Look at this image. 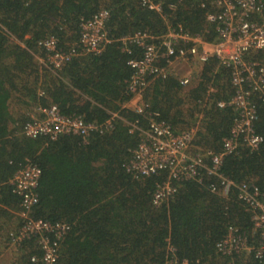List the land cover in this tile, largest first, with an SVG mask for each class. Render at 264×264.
Segmentation results:
<instances>
[{"label": "trees", "instance_id": "16d2710c", "mask_svg": "<svg viewBox=\"0 0 264 264\" xmlns=\"http://www.w3.org/2000/svg\"><path fill=\"white\" fill-rule=\"evenodd\" d=\"M204 1L202 7L199 0H0V215L4 206L18 214L21 197L9 181L26 164L37 165L41 174L32 215L69 225L56 264H164L169 259L264 264V254L255 256L258 236L237 188L248 183L264 193V101L257 94L253 126L262 142L256 150L239 146L224 156L220 174L234 183L226 194L210 189L211 183L220 184V177L203 174L173 181L174 194L156 206L152 196L167 180V171L137 176L128 170L139 129L150 118L167 122L174 133L195 127L194 147L214 152L222 151L223 139L230 135L234 110L216 102L227 100L234 87L229 69L215 57L199 65L187 86L175 74L153 79L141 93L144 112L128 105L133 93L127 62L142 50L124 38L144 32L159 44L168 24H181L212 42L218 23L206 17L216 8ZM100 10L108 11V42L97 53H82L81 23ZM51 36L58 49L76 53L59 70L42 62L45 51L39 42ZM208 87L215 91L207 96ZM52 104L86 122L112 119L111 127L86 137L25 136L24 123L39 116L38 107ZM19 225L20 218L9 232L1 227L0 244L12 243L9 234ZM230 225L246 234L253 250L229 255L216 250ZM17 249V264H40L36 238ZM32 256L38 261H31Z\"/></svg>", "mask_w": 264, "mask_h": 264}, {"label": "built area", "instance_id": "2783aa9c", "mask_svg": "<svg viewBox=\"0 0 264 264\" xmlns=\"http://www.w3.org/2000/svg\"><path fill=\"white\" fill-rule=\"evenodd\" d=\"M199 1L204 7L205 1ZM142 2L147 4L150 0ZM206 2L216 8L206 17L218 23L217 37L212 42L200 34L190 33L181 24H168L159 44L151 41L155 39L154 36L144 32H135L124 38V41L135 43L142 50L139 57L127 62L132 70L128 90L133 93L128 105L137 113L144 112L147 106L141 99L143 89L155 78L177 75V66L181 64L194 67L215 57L219 64L229 69L234 87V92L227 100L216 102L218 107H231L235 113L230 135L223 139L221 152L194 147L195 127L174 133L167 122L150 118L147 127L139 129L140 139L132 151L128 170L137 176L167 171V180L157 185L152 196V203L156 206L174 194L176 185L173 181L201 179L203 174L220 177V184L211 183L210 189L226 194L234 183L220 174L224 156L236 152L239 146L256 150L262 142V136L255 132L253 126L257 119L253 98L257 94L264 101V57L257 56L260 52L264 54V0ZM153 7L159 10L158 4H153ZM107 17L108 11L100 10L91 19L81 23L79 44L82 53H97L108 42ZM39 44L45 51L42 62L55 70L61 69L76 54L74 49L68 52L58 49L53 36L41 40ZM177 78L182 86H187L193 76L177 75ZM214 91L208 87L207 96ZM37 112L39 116L33 115L22 126L23 134L29 138L47 136L56 139L66 134L86 137L93 131L108 129L112 121L108 119L102 124L86 122L80 115L62 114L55 104L38 107ZM40 174L37 165L28 163L10 179L13 191L21 197V209L18 212L20 225L9 236L14 245L36 238L42 251L40 264H56L60 242L69 230V225L64 222L52 223L32 215V208L38 201L35 189ZM237 188L245 210L251 214L252 233L258 236L255 256L260 258L264 254V193L248 183L239 184ZM253 249L246 234L233 225L227 227L225 235L216 243V250L226 255ZM30 259L38 261L35 256ZM164 264L187 262L169 259Z\"/></svg>", "mask_w": 264, "mask_h": 264}, {"label": "crops", "instance_id": "0c3cea01", "mask_svg": "<svg viewBox=\"0 0 264 264\" xmlns=\"http://www.w3.org/2000/svg\"><path fill=\"white\" fill-rule=\"evenodd\" d=\"M183 66L185 65L181 64L177 66L176 69L177 75L184 76L187 74H192L190 69L185 70V67ZM193 69L199 70L198 64L194 65ZM3 209L5 211L3 212L2 215H0V228L2 227L5 229V231L8 230L9 232L10 229L17 227L19 217L16 211L11 210L10 208L5 206ZM17 257H18L17 245H14L12 243L0 244V264H13L14 261L17 259Z\"/></svg>", "mask_w": 264, "mask_h": 264}, {"label": "rangeland", "instance_id": "374dc122", "mask_svg": "<svg viewBox=\"0 0 264 264\" xmlns=\"http://www.w3.org/2000/svg\"><path fill=\"white\" fill-rule=\"evenodd\" d=\"M198 66H199V65H198ZM183 67H185V70H189V69H190V70H191V73H192L191 76H193V77L195 76V73H196V70H197V69L194 70L193 67H192V66H189V65H185V66H183ZM192 79H193V78H192ZM192 79H191V80H192ZM196 148H198V147H196Z\"/></svg>", "mask_w": 264, "mask_h": 264}]
</instances>
